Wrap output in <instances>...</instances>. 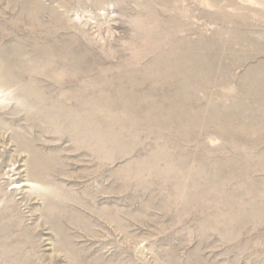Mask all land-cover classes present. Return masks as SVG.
<instances>
[{
  "label": "rangeland",
  "instance_id": "374dc122",
  "mask_svg": "<svg viewBox=\"0 0 264 264\" xmlns=\"http://www.w3.org/2000/svg\"><path fill=\"white\" fill-rule=\"evenodd\" d=\"M0 264H264V0H0Z\"/></svg>",
  "mask_w": 264,
  "mask_h": 264
},
{
  "label": "bare ground",
  "instance_id": "6f19581e",
  "mask_svg": "<svg viewBox=\"0 0 264 264\" xmlns=\"http://www.w3.org/2000/svg\"><path fill=\"white\" fill-rule=\"evenodd\" d=\"M36 33H37V31H36ZM44 63H45V62H44ZM44 63H43V64H44ZM46 63H47V62H46ZM51 69H52V68H51ZM33 70H34V69H33ZM55 70H56V69H55ZM57 71H58V70H57ZM63 71H64V69H63ZM33 72H34V71H33ZM59 72H60V74H61L62 71H59ZM40 74H41V73H40ZM50 74H51V73H50ZM61 76H62V75H61ZM34 78H35V77H34ZM62 80H63V79H62ZM32 81H33V80H32ZM34 84H35V83H34ZM56 87H57V86H56ZM30 89H31V88H30ZM62 89H63V88H62ZM57 91H58V90H57ZM60 92H61V91H60ZM60 92H59V94H60ZM35 93H37V91H36L35 89L32 90V94H31V96H27V97H25L26 100H27V99H28V100H31L32 98H34V96H35L34 94H35ZM42 93H43V92H42ZM62 93H63V92H62ZM62 93H61V94H62ZM36 95H37V94H36ZM38 95H39V94H38ZM40 96H41V95H40ZM61 96H62V95H61ZM47 97H48V96H47ZM38 98H39V97H38ZM41 99H42V97H41ZM46 99H47V98H46ZM51 99H52V98H51ZM42 100H43V99H42ZM62 100L64 101V99H61V101H62ZM44 101H45V99H44ZM50 101H51V100H50ZM50 101H49V102H50ZM56 101H57V100H56ZM61 101H60V104L63 105ZM30 103H32V101H31ZM56 103H57V102H56ZM35 104H36V102L33 103V105H35ZM51 104H52V102H51ZM42 107H43V106H42ZM31 108H32V107H31ZM47 108H48V106H47ZM65 111H66V110H65ZM35 112H37V110H36ZM58 113H59V112H58ZM65 113H66V112H65ZM33 114H34V113H33ZM41 115H42V114H41Z\"/></svg>",
  "mask_w": 264,
  "mask_h": 264
}]
</instances>
